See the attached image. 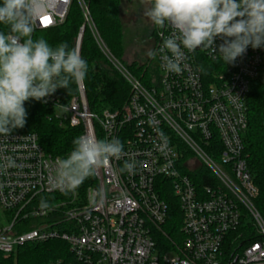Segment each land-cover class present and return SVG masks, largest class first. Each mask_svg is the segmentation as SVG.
Masks as SVG:
<instances>
[{
	"label": "built area",
	"instance_id": "obj_1",
	"mask_svg": "<svg viewBox=\"0 0 264 264\" xmlns=\"http://www.w3.org/2000/svg\"><path fill=\"white\" fill-rule=\"evenodd\" d=\"M51 2L53 10L40 16L36 30L63 24L73 0ZM78 2L85 22L75 48L81 54L89 26L130 94L121 108L96 113L82 82L69 104L57 90L43 103L61 125L82 128L81 135L118 138L123 154L98 169L84 192L65 194L49 183L58 157L43 149L35 133L0 137V164L9 157L15 161L14 167L0 168V253L9 256L27 243L62 240L86 264H264V217L255 205L259 190L244 147L247 98L262 72L264 48L249 46L227 65L210 50H185L181 74L165 72L157 56L145 83L112 54L87 3ZM171 31L156 27L155 49L162 43L160 33ZM221 43L217 37V50ZM132 160L135 172H121ZM171 193L182 211L180 238L173 250L160 252L156 232L166 223ZM246 217L253 221L249 237ZM31 220L36 226L17 230Z\"/></svg>",
	"mask_w": 264,
	"mask_h": 264
},
{
	"label": "clouds",
	"instance_id": "obj_2",
	"mask_svg": "<svg viewBox=\"0 0 264 264\" xmlns=\"http://www.w3.org/2000/svg\"><path fill=\"white\" fill-rule=\"evenodd\" d=\"M148 4L144 14L151 22L159 29H172L167 36L161 32V45L147 53L152 59L159 56L167 73H182L185 50H210L227 65L243 57L249 46L264 48V0H148ZM52 10L51 0H2L0 24L9 31H0V137L25 126L26 101L46 103L57 89L70 92L73 84L79 87L86 78L88 63L78 49L67 42L53 47L42 36L34 38L38 19ZM217 37L223 41L218 50ZM72 143L68 156L56 159L55 175L49 178L50 185L65 194L74 193L123 154L118 138L80 135ZM14 166L10 157L0 164L4 170ZM136 167V161H125L120 171L131 174ZM41 207H48L43 199Z\"/></svg>",
	"mask_w": 264,
	"mask_h": 264
},
{
	"label": "trees",
	"instance_id": "obj_3",
	"mask_svg": "<svg viewBox=\"0 0 264 264\" xmlns=\"http://www.w3.org/2000/svg\"><path fill=\"white\" fill-rule=\"evenodd\" d=\"M93 22L102 39L112 54L122 61L124 54V21L122 17L123 0H85ZM2 5V0H0ZM85 19L78 0H73L65 22L50 29L35 30L34 38L44 37L55 47L67 42L69 48H75L76 39ZM0 31L7 33L9 29L0 24ZM156 26L153 35L156 38ZM154 38L152 49L154 50ZM81 56L88 63V72L84 82L86 97L91 111L100 113L105 109L121 108L130 94V85L121 73L108 61L98 47L93 32L86 26ZM150 57L148 56V61ZM137 78L146 83L145 78L150 68L146 62H133L125 65ZM62 102L69 104L71 98L78 93L73 84L71 91L57 89ZM27 110L26 124L23 128L12 132L35 133L43 149L55 157L64 158L72 151V141L81 135L82 128L61 125L55 117L54 110L41 101L30 99L25 102ZM248 129L244 135V147L247 163L255 185L259 190L255 200L256 208L264 217V66L259 78L253 83L247 98ZM94 184V175L87 178L78 189L82 192ZM169 203L168 216L162 231L156 232L158 249L166 252L174 249L179 242L182 225V211L174 194L166 196ZM19 224V223H18ZM246 237L254 231L249 217H246ZM36 226V221L20 222L17 230H25ZM86 264L79 262L70 251L68 244L62 240H49L42 243H27L19 246L12 254L0 253V264ZM96 264V263H92Z\"/></svg>",
	"mask_w": 264,
	"mask_h": 264
},
{
	"label": "rangeland",
	"instance_id": "obj_4",
	"mask_svg": "<svg viewBox=\"0 0 264 264\" xmlns=\"http://www.w3.org/2000/svg\"><path fill=\"white\" fill-rule=\"evenodd\" d=\"M148 7V0H123L122 17L124 21L125 50L120 62L124 65H130L135 61L146 62L148 67L153 70L157 65L156 58H150L148 61L147 53L152 49V39L155 40V35H153L155 25L144 14ZM150 71L145 76L143 74L142 78L147 80ZM65 124L67 123L63 125ZM3 215L4 213L0 207V219ZM249 219L253 224L252 219L250 217Z\"/></svg>",
	"mask_w": 264,
	"mask_h": 264
},
{
	"label": "snow or ice",
	"instance_id": "obj_5",
	"mask_svg": "<svg viewBox=\"0 0 264 264\" xmlns=\"http://www.w3.org/2000/svg\"><path fill=\"white\" fill-rule=\"evenodd\" d=\"M45 19H47V18H45Z\"/></svg>",
	"mask_w": 264,
	"mask_h": 264
},
{
	"label": "water",
	"instance_id": "obj_6",
	"mask_svg": "<svg viewBox=\"0 0 264 264\" xmlns=\"http://www.w3.org/2000/svg\"><path fill=\"white\" fill-rule=\"evenodd\" d=\"M199 49V48H198Z\"/></svg>",
	"mask_w": 264,
	"mask_h": 264
}]
</instances>
